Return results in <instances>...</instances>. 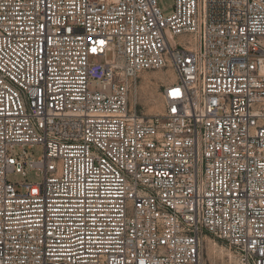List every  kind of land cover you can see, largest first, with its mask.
I'll return each mask as SVG.
<instances>
[{
  "label": "built area",
  "instance_id": "built-area-1",
  "mask_svg": "<svg viewBox=\"0 0 264 264\" xmlns=\"http://www.w3.org/2000/svg\"><path fill=\"white\" fill-rule=\"evenodd\" d=\"M207 237L264 264V0H0V264H201Z\"/></svg>",
  "mask_w": 264,
  "mask_h": 264
},
{
  "label": "rangeland",
  "instance_id": "rangeland-1",
  "mask_svg": "<svg viewBox=\"0 0 264 264\" xmlns=\"http://www.w3.org/2000/svg\"><path fill=\"white\" fill-rule=\"evenodd\" d=\"M157 4L164 15L171 13L173 0H157ZM104 58L111 59L112 53L108 51ZM147 73V80L144 79L143 75L137 80L136 110L145 119L162 111L161 85L172 79V72L169 68H162ZM15 151L20 152L18 148ZM42 151L41 145H36L32 149L27 148L29 155L35 158L40 156ZM8 178L13 182H37L40 180L34 169L27 170L25 177L17 173H11ZM203 246L201 264H234L233 254L225 242L207 237L203 242Z\"/></svg>",
  "mask_w": 264,
  "mask_h": 264
},
{
  "label": "bare ground",
  "instance_id": "bare-ground-1",
  "mask_svg": "<svg viewBox=\"0 0 264 264\" xmlns=\"http://www.w3.org/2000/svg\"><path fill=\"white\" fill-rule=\"evenodd\" d=\"M147 75H148L147 72L143 74L145 80H147V79H146V78H147ZM172 78H173V75H172Z\"/></svg>",
  "mask_w": 264,
  "mask_h": 264
}]
</instances>
